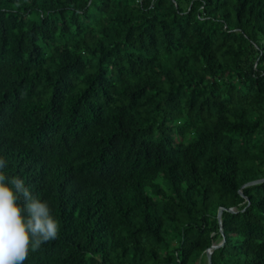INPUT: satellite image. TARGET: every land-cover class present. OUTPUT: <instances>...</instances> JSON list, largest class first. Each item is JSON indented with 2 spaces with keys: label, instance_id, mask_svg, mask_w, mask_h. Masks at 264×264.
<instances>
[{
  "label": "trees",
  "instance_id": "trees-1",
  "mask_svg": "<svg viewBox=\"0 0 264 264\" xmlns=\"http://www.w3.org/2000/svg\"><path fill=\"white\" fill-rule=\"evenodd\" d=\"M0 155L25 264H264V0H0Z\"/></svg>",
  "mask_w": 264,
  "mask_h": 264
},
{
  "label": "clouds",
  "instance_id": "clouds-1",
  "mask_svg": "<svg viewBox=\"0 0 264 264\" xmlns=\"http://www.w3.org/2000/svg\"><path fill=\"white\" fill-rule=\"evenodd\" d=\"M8 168L0 155V264H25L30 251L59 237L61 223L49 201Z\"/></svg>",
  "mask_w": 264,
  "mask_h": 264
},
{
  "label": "water",
  "instance_id": "water-1",
  "mask_svg": "<svg viewBox=\"0 0 264 264\" xmlns=\"http://www.w3.org/2000/svg\"><path fill=\"white\" fill-rule=\"evenodd\" d=\"M262 182H264V180L263 181H255V182H252V183H250L248 185H255V184L262 183ZM220 215H221V211H219L218 217H220ZM210 260L211 259H210V252H209V253H207V261H208L209 264H211Z\"/></svg>",
  "mask_w": 264,
  "mask_h": 264
},
{
  "label": "rangeland",
  "instance_id": "rangeland-1",
  "mask_svg": "<svg viewBox=\"0 0 264 264\" xmlns=\"http://www.w3.org/2000/svg\"><path fill=\"white\" fill-rule=\"evenodd\" d=\"M203 264H205L204 261H203Z\"/></svg>",
  "mask_w": 264,
  "mask_h": 264
}]
</instances>
